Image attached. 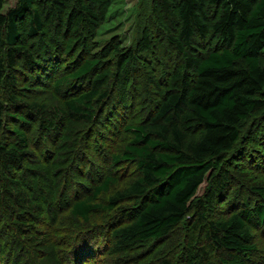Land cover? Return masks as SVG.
<instances>
[{
  "label": "rangeland",
  "instance_id": "1",
  "mask_svg": "<svg viewBox=\"0 0 264 264\" xmlns=\"http://www.w3.org/2000/svg\"><path fill=\"white\" fill-rule=\"evenodd\" d=\"M75 2L67 0L65 7L57 8L51 0H37L36 6L45 17L41 42L44 45L53 41L54 46L58 45L57 53H48V63L39 68L21 63L23 67L6 69L0 81V101L5 105L0 147L19 146L18 137L11 132L19 127L27 138L29 152L24 161L11 164L9 170L0 150V169L4 173L0 183V264H158L163 260L194 264L202 248L210 254V262L219 264L218 252L206 239L208 228L193 235V212L191 219L186 218L163 240L125 245L117 244L113 231L130 216L134 201H124L112 211L98 209L88 223L71 215L72 205L89 197L107 176L115 177L117 182L95 201L103 206L108 205L109 197L137 179L133 163L114 164L113 156L132 141L128 127L149 122L163 90L183 64L180 53L168 40L169 35L176 34V22L161 11L158 0H111L95 27L87 22L79 27L76 19L70 20ZM17 3L18 0H4L3 12ZM27 28L22 24L24 32ZM145 34L150 48L140 51L138 44ZM73 41L76 44L70 57L65 50ZM32 42L34 39L26 38L23 45ZM121 55L134 56L128 68L126 91L122 80L118 82L112 75L109 87L113 100L99 121L83 127L70 126L69 117L60 109L65 99L64 84L70 80L59 87L57 80L92 59L100 60L97 74L113 73ZM91 80L79 86L91 88ZM75 87L68 91L69 96L79 92L80 87ZM111 105L113 113L107 117ZM18 114L24 116L23 123L16 118ZM259 117L250 119L241 141L225 155L222 167L230 183L210 219L225 220L235 213L264 206L254 189L264 186V120ZM44 120L57 122L56 132L47 139L41 135ZM199 133V127H190L187 132L190 137ZM63 143L68 152L61 156L63 161L59 163L63 164L57 169L54 162L58 161L55 158ZM20 209H25L22 215ZM251 231L257 251L250 264H264V226H255ZM80 254L92 258L81 259Z\"/></svg>",
  "mask_w": 264,
  "mask_h": 264
},
{
  "label": "trees",
  "instance_id": "2",
  "mask_svg": "<svg viewBox=\"0 0 264 264\" xmlns=\"http://www.w3.org/2000/svg\"><path fill=\"white\" fill-rule=\"evenodd\" d=\"M158 1L161 11L176 22V34L169 35L168 40L180 53L183 64L172 75L169 87L163 90L149 122L128 127L132 141L113 156L114 164L133 163L138 177L130 187L109 197L108 205L103 206L95 201L117 182L115 177L107 176L89 197L72 205L71 215L88 223L98 209L112 211L124 201H134L136 205L130 216L113 231L117 244L125 245L133 241L163 240L186 218L191 219L193 212V235L203 227L208 228L206 239L218 252L219 264H250L257 251L251 229L264 226V206L235 213L225 220L210 217L230 183L222 167L225 155L241 141L252 117L259 115L264 120V0ZM66 2L51 0L57 8L65 7ZM110 2L76 0L70 20L76 19L79 27L85 22L95 27ZM36 5L37 0H18L15 8L4 13V0H0V81L6 69L23 67L21 63L39 68L48 63V53H57L58 45L54 46L53 41L44 45L41 42L45 17ZM22 24L28 26L25 32ZM26 38L34 42L24 46ZM147 42L145 34L138 44L140 51L150 48ZM75 44L73 41L67 46L65 55L71 57ZM119 57L113 73L97 74L100 60L92 59L85 60L66 78L57 80V87L70 80L64 84L65 99L60 103L70 126H86L105 113L113 100L109 87L113 77L118 82L122 80L126 91L128 68L134 56ZM90 78L91 88L79 86ZM72 87L80 89L69 96ZM52 100L57 103L56 99ZM118 100H122L120 95ZM112 110L111 105L107 117ZM4 116L5 105L0 101V132ZM16 118L24 122V116L18 114ZM55 127L57 122L44 120L41 135L46 139L53 136ZM190 127H199V135L190 137L187 134ZM11 132L18 137L19 146L0 147L9 170L11 164L29 156L22 130L14 127ZM65 145L61 144L55 158L57 169L63 164L59 163L63 161L61 156L68 152ZM3 179L0 169V183ZM254 189L264 201V186ZM24 211L20 209V215ZM80 255L81 259L92 258L89 254ZM210 260V254L202 248L197 251L194 264H213ZM158 264L170 263L163 260Z\"/></svg>",
  "mask_w": 264,
  "mask_h": 264
}]
</instances>
